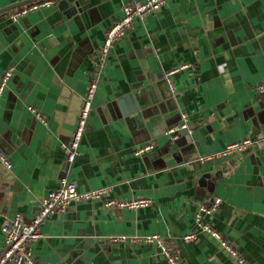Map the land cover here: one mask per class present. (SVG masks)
<instances>
[{"label": "crops", "instance_id": "crops-1", "mask_svg": "<svg viewBox=\"0 0 264 264\" xmlns=\"http://www.w3.org/2000/svg\"><path fill=\"white\" fill-rule=\"evenodd\" d=\"M21 1L0 0V9ZM53 1L17 20L0 16V81L13 68L0 115V149L12 163L0 162V251L5 219L31 220L67 179L80 192L111 187L110 198L151 204L72 202L42 224L36 264H169L153 244L112 240L155 234L182 264H241L198 228L200 205L216 199L205 221L247 264H264V145L219 156L264 139V0H165L136 19L102 69L73 163L65 146L96 80L97 50L136 0H67L69 11ZM182 65L173 94L163 76ZM183 121L188 130L166 134ZM189 233L197 239L185 242Z\"/></svg>", "mask_w": 264, "mask_h": 264}, {"label": "built area", "instance_id": "built-area-1", "mask_svg": "<svg viewBox=\"0 0 264 264\" xmlns=\"http://www.w3.org/2000/svg\"><path fill=\"white\" fill-rule=\"evenodd\" d=\"M53 0H39L22 6L12 12L11 18L17 20L31 11L41 9L43 7L52 5ZM165 0H146L133 1L124 6L123 16L109 27L105 38L96 53V80L91 81L88 85L86 94L83 98V104L78 115L75 129L69 143L65 146L66 160L68 163H73L79 154L80 145L84 134L86 132L89 116L93 110L95 96L99 87V80L102 77V69L110 55V52L115 45L125 37L132 28L136 19H141L150 13L157 12L161 9ZM188 67L182 65L176 69L166 72L163 76L165 83L168 85L170 91L175 94L177 92L176 85L173 81V75ZM13 76V68H8L2 75L0 81V115L2 113V96L9 85V81ZM260 93H264V85L258 87ZM36 113L35 109H32ZM37 117L44 121L43 117L36 113ZM189 129L188 122L183 121L180 124L170 127L166 134L175 138L182 131ZM0 134H1V119H0ZM264 145V139L251 140L245 139L240 142L228 145L219 156H227L235 153H243L253 150L255 147ZM152 147L146 146L139 148L136 151L137 155L144 154L151 150ZM0 162L7 168H12V163L7 155L0 149ZM111 187H103L88 192H80L76 185L67 179H62L58 188L52 190L48 197H46L39 206L36 215L29 221L18 213L13 217H7L2 225V233L4 245L0 251V264H36L34 257V245L42 237L41 226L51 218L53 215L62 213L66 208L75 201L98 200L103 206L108 208H127L136 209L146 207L151 204L148 199L124 200L108 197L111 193ZM220 200L216 199L212 204L200 205L199 212L196 215V221L199 230L210 233L213 237L222 242V246L234 255L241 264H247L238 251L228 242L223 241L221 235L208 222L205 221L204 216L213 213ZM197 233H189L183 239L189 242L197 239ZM115 242H126L130 240L133 243L144 242L153 244L157 247L159 254L165 257L169 264H182L181 256L176 251L173 243L164 239L161 235L155 234L147 237H134L128 239L126 237H112Z\"/></svg>", "mask_w": 264, "mask_h": 264}, {"label": "water", "instance_id": "water-1", "mask_svg": "<svg viewBox=\"0 0 264 264\" xmlns=\"http://www.w3.org/2000/svg\"><path fill=\"white\" fill-rule=\"evenodd\" d=\"M35 1H39V0H23L19 3L10 5L8 7H4L2 9H0V16L6 15V14H12V12L14 11V9L20 8L21 6H24L26 4L35 2ZM60 9L63 11H69L70 7H69V2L67 0H62L60 2ZM10 14V16H11Z\"/></svg>", "mask_w": 264, "mask_h": 264}, {"label": "trees", "instance_id": "trees-1", "mask_svg": "<svg viewBox=\"0 0 264 264\" xmlns=\"http://www.w3.org/2000/svg\"><path fill=\"white\" fill-rule=\"evenodd\" d=\"M20 8H22V6Z\"/></svg>", "mask_w": 264, "mask_h": 264}]
</instances>
